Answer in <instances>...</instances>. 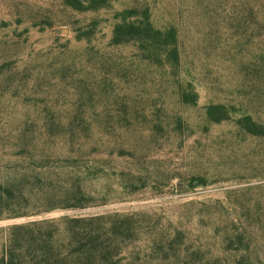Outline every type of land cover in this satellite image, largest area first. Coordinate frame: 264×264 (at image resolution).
<instances>
[{"label":"rangeland","instance_id":"374dc122","mask_svg":"<svg viewBox=\"0 0 264 264\" xmlns=\"http://www.w3.org/2000/svg\"><path fill=\"white\" fill-rule=\"evenodd\" d=\"M0 264H264V0H0Z\"/></svg>","mask_w":264,"mask_h":264},{"label":"trees","instance_id":"16d2710c","mask_svg":"<svg viewBox=\"0 0 264 264\" xmlns=\"http://www.w3.org/2000/svg\"><path fill=\"white\" fill-rule=\"evenodd\" d=\"M144 26H145V27H148V28L150 27L148 23H146V24H145V23H140V24H138V25H136V24L134 25V24H133V25L130 26V28H131L133 31H137L138 29L140 30V29L143 28ZM150 29H151V27H150ZM151 31L154 32V33H158L157 31H154V30H152V29H151Z\"/></svg>","mask_w":264,"mask_h":264}]
</instances>
